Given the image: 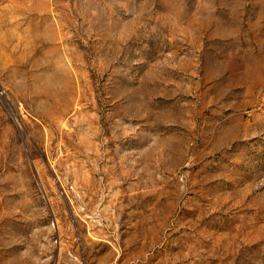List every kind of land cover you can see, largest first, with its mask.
Here are the masks:
<instances>
[{"label": "rangeland", "instance_id": "374dc122", "mask_svg": "<svg viewBox=\"0 0 264 264\" xmlns=\"http://www.w3.org/2000/svg\"><path fill=\"white\" fill-rule=\"evenodd\" d=\"M0 264H264V0H0Z\"/></svg>", "mask_w": 264, "mask_h": 264}]
</instances>
